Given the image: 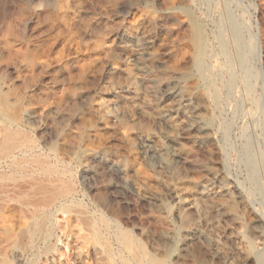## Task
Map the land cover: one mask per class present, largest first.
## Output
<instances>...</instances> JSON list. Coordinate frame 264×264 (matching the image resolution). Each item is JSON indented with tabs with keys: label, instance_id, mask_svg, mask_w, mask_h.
Returning <instances> with one entry per match:
<instances>
[{
	"label": "rangeland",
	"instance_id": "374dc122",
	"mask_svg": "<svg viewBox=\"0 0 264 264\" xmlns=\"http://www.w3.org/2000/svg\"><path fill=\"white\" fill-rule=\"evenodd\" d=\"M4 128L1 264L45 183L71 191L20 264H259L264 0H0Z\"/></svg>",
	"mask_w": 264,
	"mask_h": 264
},
{
	"label": "bare ground",
	"instance_id": "6f19581e",
	"mask_svg": "<svg viewBox=\"0 0 264 264\" xmlns=\"http://www.w3.org/2000/svg\"><path fill=\"white\" fill-rule=\"evenodd\" d=\"M228 27V26H227ZM236 34V33H235ZM254 36V35H253ZM252 36V37H253ZM229 42V41H228ZM256 42V41H255ZM246 52V51H245ZM247 57V56H246ZM199 66V65H198ZM173 82V81H172ZM175 87V86H174ZM163 92V91H162ZM173 92H174V88L173 87H168V88H166V90H165V92H163V94H166V95H172L173 94ZM26 144L27 143H25V142H22V141H20V140H17L16 139V137H15V134H14V132L13 131H11L10 129H8V128H4L2 131H1V136H0V162L1 161H3L4 162V158L5 157H7L10 153H11V151L12 150H14V149H17V148H26L27 146H26ZM32 145V144H31ZM26 146V147H25ZM30 147V146H29ZM34 149H36L35 147H33ZM32 149V148H31ZM30 149V150H31ZM29 150V149H28ZM33 152V151H32ZM31 152V153H32ZM22 153V152H21ZM23 154V153H22ZM13 155V154H12ZM11 156V155H10ZM9 156V157H10ZM23 158V157H22ZM9 159V158H8ZM34 159V158H33ZM100 159V158H99ZM13 160V159H12ZM17 160V159H16ZM28 160V159H27ZM37 160V159H36ZM11 161V160H10ZM104 161V160H103ZM101 159L98 161L99 163H100V165H102V167L104 168V171H105V173H104V175L106 176V177H111V176H118V175H120V173H121V168L119 167L120 165H118V164H116V163H114L113 162V160H112V162L110 161H105V162H103ZM9 162V161H8ZM6 163V162H5ZM97 164V163H96ZM174 164V161L173 160H171L170 161V165H173ZM17 165V164H16ZM8 166V165H7ZM14 166H15V164H14ZM13 166V167H14ZM49 166V165H48ZM47 166V167H48ZM96 166H98V164L96 165ZM10 169V168H9ZM19 170V169H18ZM99 170H101V169H99ZM99 170H97V171H93L92 172V176L94 177V176H96V175H99L100 174V172H99ZM123 170V169H122ZM103 171V170H102ZM17 172V171H16ZM21 173V172H20ZM37 173V172H36ZM7 174V173H6ZM31 174V173H30ZM47 174V173H46ZM102 174V173H101ZM20 175V174H19ZM43 176V175H42ZM44 176H46V175H44ZM5 177V176H4ZM49 177H50V174H49ZM120 177V176H119ZM10 178V177H9ZM34 178V177H33ZM98 178V177H97ZM50 179V178H49ZM18 180V179H17ZM25 180V179H24ZM29 181H30V179H28ZM40 180V179H39ZM59 181H60V179H58ZM21 181V180H20ZM26 181V180H25ZM50 181V180H49ZM54 181H56V180H54ZM54 181H53V183H54ZM6 182V181H5ZM19 182V181H18ZM22 182V181H21ZM41 182H43V181H41ZM57 182V181H56ZM64 182V181H63ZM25 183V182H24ZM27 183V182H26ZM23 184V186L25 187V185L27 186V184ZM35 184L34 185H36V182H34ZM44 183V182H43ZM58 183V182H57ZM10 184V183H9ZM14 184V183H13ZM60 184H62V182L60 183ZM16 185V184H15ZM17 185H18V183H17ZM17 185H16V187H17ZM29 185V184H28ZM38 185V184H37ZM63 185V184H62ZM64 185H67V184H64ZM64 185L63 186H58V185H56V184H48V185H46V183L44 184V185H42L41 187H39L37 190H35V191H33L32 190V192L31 193H29V194H26V198L24 197V200L23 201H21L20 203H21V206L23 205L24 206V209H22L23 210V215H25V218H26V221L27 220H29V222L28 223H25V225L26 224H28L27 226V228L25 229L24 228V230L21 228V230H23V231H21V233H20V235L19 236H17V237H15L12 233L11 234H9L10 236H9V238H10V240H13L12 241V243H11V245H10V247H11V249L10 250H12V260L14 261L13 263L14 264H20L21 263V259H22V256L24 255V253H26V250L28 249V246L26 245V244H24L23 243V241H26L27 243H29V240L30 239H32L33 238V235H34V232H35V230L36 229H38V230H40V231H42L43 229H45V224L49 221H44V214H45V210L47 209V208H51V206L53 205V204H55V203H58V202H60V201H62V199H64L68 194H69V192L68 191H71V190H68L67 188H65L64 187ZM9 186H12V185H9ZM8 186V187H9ZM31 187L33 186V184L32 185H30ZM15 187V188H16ZM21 187L22 186H20V189H21ZM12 188V187H11ZM28 188H30V187H28ZM7 189V188H6ZM10 189V188H9ZM14 190V189H13ZM12 190V191H13ZM29 190H31V189H29ZM4 191V190H3ZM6 191V190H5ZM11 191V190H10ZM16 191H18V190H16ZM20 191V190H19ZM22 191V190H21ZM20 191V192H21ZM2 192V191H1ZM9 192V191H8ZM8 192H6V193H8ZM15 192V191H14ZM27 192H29V191H27ZM11 193V192H10ZM15 193H17V192H15ZM15 193H14V196L13 197H15ZM24 193H26V192H24ZM3 194V196H4V193H2ZM22 194V193H21ZM19 196H20V193H19ZM21 197V196H20ZM15 198H18V197H15ZM63 202V201H62ZM54 206V205H53ZM52 206V207H53ZM19 207V206H18ZM57 207V206H56ZM55 207V208H56ZM62 209V208H61ZM64 209V208H63ZM20 212H22L21 210H20ZM67 212V211H66ZM65 212V213H66ZM14 213H15V211H14ZM71 213V212H70ZM80 214H82V213H80ZM84 214V213H83ZM78 216V215H77ZM18 217V216H17ZM8 218V217H7ZM20 218H23L24 219V216L22 217H20ZM49 218V217H48ZM87 218V217H86ZM75 219V218H74ZM18 220V219H17ZM47 220V219H46ZM8 222V221H7ZM11 222V221H10ZM46 222V223H45ZM75 222V221H74ZM23 224H24V220H23V222H22ZM86 223V222H85ZM89 223V222H88ZM14 224V223H13ZM12 224V225H13ZM19 224H21V223H19ZM48 224V223H47ZM22 226H24V225H22ZM84 226V225H83ZM98 226V225H97ZM19 227H21V226H19ZM48 227H49V225H48ZM54 227V226H53ZM73 227V226H72ZM71 227V228H72ZM16 228V227H15ZM47 229V228H46ZM9 230H11V229H9ZM8 230V231H9ZM15 230V229H14ZM50 230V229H49ZM86 229H84V231H85ZM101 230V229H100ZM109 230V229H108ZM115 230V229H114ZM46 231H48V230H46ZM87 231V230H86ZM14 232V231H13ZM16 232V231H15ZM43 232V231H42ZM18 233V232H17ZM80 233V232H79ZM90 233V232H89ZM104 233V232H103ZM19 234V233H18ZM18 234H16V235H18ZM38 234H39V232H38ZM43 234V233H42ZM68 234V233H67ZM118 234V233H117ZM46 235V234H45ZM76 235V234H75ZM41 236V235H40ZM44 236V235H43ZM50 236H51V234H50ZM120 236H121V238H123V239H128V235L125 233V232H122L121 234H120ZM15 237V238H14ZM8 237H7V239H9ZM120 238V237H119ZM120 238V239H121ZM40 239H42V238H40ZM45 239V238H44ZM44 239H42V240H44ZM7 241H9V240H7ZM21 241V242H20ZM40 241V240H39ZM126 241V240H125ZM69 242V241H68ZM76 242V241H75ZM33 243V242H32ZM100 243V242H99ZM102 243V242H101ZM9 244V243H8ZM7 244V245H8ZM30 244V243H29ZM75 244V243H74ZM73 244V245H74ZM79 244V243H78ZM88 244V243H87ZM116 244V243H115ZM35 245H36V243H35ZM34 245V246H35ZM121 245H122V243H121ZM70 247V246H69ZM83 247V246H82ZM82 247H80V248H82ZM54 249H55V247H54ZM83 249V248H82ZM82 249H80V250H82ZM85 249V248H84ZM9 250V251H10ZM29 250V249H28ZM5 251V250H4ZM11 252V251H10ZM49 252V251H48ZM80 252V251H79ZM105 253V252H104ZM5 254V253H4ZM48 254V253H47ZM46 254V255H47ZM24 261V260H23ZM146 262V261H145ZM258 262H259V264H264V254L263 255H261L260 257H259V259H258ZM1 264V263H0ZM147 264H159V263H157L154 259H152V258H149L148 260H147Z\"/></svg>",
	"mask_w": 264,
	"mask_h": 264
}]
</instances>
